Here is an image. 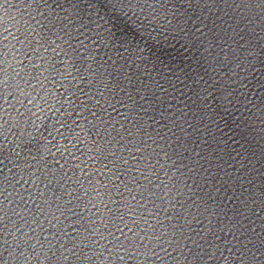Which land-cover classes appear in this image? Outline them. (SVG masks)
<instances>
[{
    "label": "water",
    "instance_id": "water-1",
    "mask_svg": "<svg viewBox=\"0 0 264 264\" xmlns=\"http://www.w3.org/2000/svg\"><path fill=\"white\" fill-rule=\"evenodd\" d=\"M0 264H264V0H0Z\"/></svg>",
    "mask_w": 264,
    "mask_h": 264
}]
</instances>
